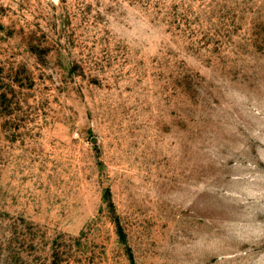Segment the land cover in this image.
Returning a JSON list of instances; mask_svg holds the SVG:
<instances>
[{
  "label": "rangeland",
  "instance_id": "obj_1",
  "mask_svg": "<svg viewBox=\"0 0 264 264\" xmlns=\"http://www.w3.org/2000/svg\"><path fill=\"white\" fill-rule=\"evenodd\" d=\"M0 264H264V0H0Z\"/></svg>",
  "mask_w": 264,
  "mask_h": 264
}]
</instances>
